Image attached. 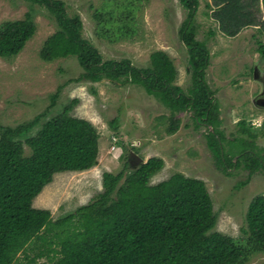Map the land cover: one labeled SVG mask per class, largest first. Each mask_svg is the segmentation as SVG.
<instances>
[{
    "label": "trees",
    "instance_id": "obj_1",
    "mask_svg": "<svg viewBox=\"0 0 264 264\" xmlns=\"http://www.w3.org/2000/svg\"><path fill=\"white\" fill-rule=\"evenodd\" d=\"M46 7L57 29L45 41L40 56L46 61L75 56L83 68L79 79L97 82L103 78L143 86L173 111L191 108L197 123L213 126L209 145L221 162H240L253 171L264 169V154L242 150L237 162L224 152L217 129L215 97L205 80L210 63L207 44L196 38L195 16L200 0H179L187 10L180 28L193 72L191 93L174 84L176 68L162 50L150 56V66H135L129 59H104L100 50L84 36L79 14L70 15L63 0H26ZM263 0H211L208 14L227 36L256 26L264 36ZM95 14L99 34L111 39L124 27L122 11ZM104 17V19L102 18ZM36 32L30 12L24 18L0 24V56H16ZM214 34V32H212ZM264 58V39H256ZM59 92L52 95L51 105ZM75 98L61 113L45 120L34 135L29 132L44 113L0 133V264H16L23 254L27 264L45 259V264H246L250 255L264 251V195L249 203L242 236L234 238L214 230L217 223L212 196L202 179L175 172L152 183L164 160L151 157L130 168L125 156L119 172L104 171L103 188L88 203L53 218L49 209L34 206L36 197L54 175L83 171L98 163L99 132L95 124L75 114ZM243 124V122H241ZM117 127L118 119L111 122ZM178 120L169 132L174 133ZM245 132L247 130L243 128ZM25 145L30 154L25 153ZM38 247L31 257L30 250Z\"/></svg>",
    "mask_w": 264,
    "mask_h": 264
},
{
    "label": "rangeland",
    "instance_id": "obj_2",
    "mask_svg": "<svg viewBox=\"0 0 264 264\" xmlns=\"http://www.w3.org/2000/svg\"><path fill=\"white\" fill-rule=\"evenodd\" d=\"M63 1L70 15L81 16L84 36L104 59L127 58L135 66L146 68L153 52L165 51L177 71L174 84L188 94L192 92L193 72L180 37L187 10L179 0ZM209 2L200 0L195 36L209 48L205 80L215 97L217 129L227 157L237 162L242 150L264 154V105L257 103L264 96V58L256 43L264 36L256 26L244 28L235 37L225 35L208 15ZM261 8L264 16V2ZM116 9L122 11L124 27L109 39L99 34L106 28H101L102 22L95 14L108 16ZM27 12L36 24L35 34L16 56H0V133L2 127L22 125L44 113L29 132L34 135L45 120L61 113L75 98L79 99L75 114L92 121L99 132L98 163L83 171L56 173L36 197L34 206L49 209L55 219L74 211L102 190L104 171L119 172L124 168L125 156L134 152L143 163L151 157L164 160V167L152 177V183L175 172L202 179L217 214L214 230L240 238L250 201L264 195V169L251 172L241 162L235 166L221 162L209 145L213 126L197 123L191 108L173 111L139 84L107 78L97 82L79 79L84 70L75 56L42 59L41 49L57 29L53 15L46 7L26 0H0V24L24 18ZM57 91L58 98L51 105ZM115 118L117 127L111 124ZM173 120H178L179 127L170 133ZM30 152L25 145V153ZM136 165L132 159L130 168ZM37 249L29 251L31 257ZM26 262L21 254L16 264ZM44 262V258L36 260V264ZM246 264H264V251L250 255Z\"/></svg>",
    "mask_w": 264,
    "mask_h": 264
},
{
    "label": "water",
    "instance_id": "obj_3",
    "mask_svg": "<svg viewBox=\"0 0 264 264\" xmlns=\"http://www.w3.org/2000/svg\"><path fill=\"white\" fill-rule=\"evenodd\" d=\"M257 103L264 105V98L263 97L258 98ZM131 157L133 158L135 164L139 165L140 163H143V158L140 157L138 154L132 152Z\"/></svg>",
    "mask_w": 264,
    "mask_h": 264
},
{
    "label": "clouds",
    "instance_id": "obj_4",
    "mask_svg": "<svg viewBox=\"0 0 264 264\" xmlns=\"http://www.w3.org/2000/svg\"><path fill=\"white\" fill-rule=\"evenodd\" d=\"M255 123H256V122H255V121H253V125H254V126H255Z\"/></svg>",
    "mask_w": 264,
    "mask_h": 264
},
{
    "label": "flooded vegetation",
    "instance_id": "obj_5",
    "mask_svg": "<svg viewBox=\"0 0 264 264\" xmlns=\"http://www.w3.org/2000/svg\"><path fill=\"white\" fill-rule=\"evenodd\" d=\"M264 98V96H262Z\"/></svg>",
    "mask_w": 264,
    "mask_h": 264
},
{
    "label": "built area",
    "instance_id": "obj_6",
    "mask_svg": "<svg viewBox=\"0 0 264 264\" xmlns=\"http://www.w3.org/2000/svg\"><path fill=\"white\" fill-rule=\"evenodd\" d=\"M114 148V147H113Z\"/></svg>",
    "mask_w": 264,
    "mask_h": 264
}]
</instances>
